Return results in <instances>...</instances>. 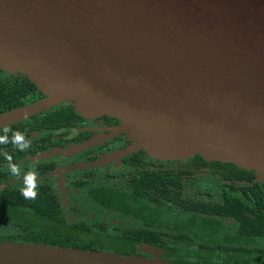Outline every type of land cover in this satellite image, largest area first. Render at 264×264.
<instances>
[{
    "label": "water",
    "instance_id": "obj_1",
    "mask_svg": "<svg viewBox=\"0 0 264 264\" xmlns=\"http://www.w3.org/2000/svg\"><path fill=\"white\" fill-rule=\"evenodd\" d=\"M0 69L47 96L0 113V128L70 100L119 119L133 141L125 153L200 155L264 175V0H0ZM6 246L8 264H170Z\"/></svg>",
    "mask_w": 264,
    "mask_h": 264
},
{
    "label": "flooded vegetation",
    "instance_id": "obj_2",
    "mask_svg": "<svg viewBox=\"0 0 264 264\" xmlns=\"http://www.w3.org/2000/svg\"><path fill=\"white\" fill-rule=\"evenodd\" d=\"M31 84L0 69V97L15 91L21 105L45 100ZM120 126L109 115L77 112L70 100L7 126L9 142L0 144V242L157 255L170 264L178 256L189 262L182 264H264V220L240 217L245 210L264 213V175L200 155L125 153L133 141ZM15 131L29 148L12 144ZM5 153L19 165V177ZM30 170L37 173L34 199L20 191ZM168 250L175 254L170 260Z\"/></svg>",
    "mask_w": 264,
    "mask_h": 264
},
{
    "label": "clouds",
    "instance_id": "obj_3",
    "mask_svg": "<svg viewBox=\"0 0 264 264\" xmlns=\"http://www.w3.org/2000/svg\"><path fill=\"white\" fill-rule=\"evenodd\" d=\"M9 129L4 128V135H0V144H5L9 142V137L7 135ZM12 144L23 151L30 147V140L25 138V135L22 132L15 131L13 132L11 138ZM5 159L9 162L7 167L9 168L13 176L19 177L21 175L19 165L12 162V156L8 153H5ZM37 173L35 170H30L24 175V185L25 187L21 188V194L26 198H35L37 195V182H36Z\"/></svg>",
    "mask_w": 264,
    "mask_h": 264
},
{
    "label": "trees",
    "instance_id": "obj_4",
    "mask_svg": "<svg viewBox=\"0 0 264 264\" xmlns=\"http://www.w3.org/2000/svg\"><path fill=\"white\" fill-rule=\"evenodd\" d=\"M27 82H29V81L27 80ZM31 85L33 86V88H36L35 85H33V84H31ZM19 99H20V95L17 94V92H15V91L3 92L1 94V97H0V113H6V112L12 111L14 109L26 106V105L18 104V103H20ZM9 100H11L12 103H8ZM6 103H8V104H6ZM240 217H241V219H244V220H255L256 219V220L262 221V220H264V213L263 212H257V211L245 210V211L240 212ZM7 242H9V241L0 242V245H2L1 250H0V264H8L7 246H6ZM12 242H15V241H12ZM63 247H65V246H63ZM161 247H164V248L168 247L169 248L170 246H161ZM174 255L175 254L173 251H171V250L167 251V257L169 258L168 260L173 258ZM174 261L178 264L189 263L185 260H182L181 256H178V258L174 259ZM195 263H197V262H195ZM204 263H206V262H204Z\"/></svg>",
    "mask_w": 264,
    "mask_h": 264
}]
</instances>
